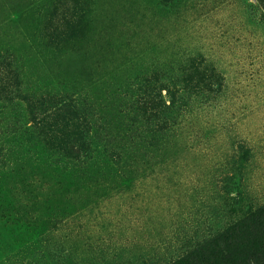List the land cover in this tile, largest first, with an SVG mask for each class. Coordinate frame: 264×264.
Wrapping results in <instances>:
<instances>
[{
  "label": "rangeland",
  "instance_id": "374dc122",
  "mask_svg": "<svg viewBox=\"0 0 264 264\" xmlns=\"http://www.w3.org/2000/svg\"><path fill=\"white\" fill-rule=\"evenodd\" d=\"M263 203L260 0H0V264H156Z\"/></svg>",
  "mask_w": 264,
  "mask_h": 264
},
{
  "label": "trees",
  "instance_id": "16d2710c",
  "mask_svg": "<svg viewBox=\"0 0 264 264\" xmlns=\"http://www.w3.org/2000/svg\"><path fill=\"white\" fill-rule=\"evenodd\" d=\"M264 9V0H260ZM166 120V119H165ZM60 136L66 152H76L84 138L79 124ZM156 264H264V203L241 218L199 239L176 258Z\"/></svg>",
  "mask_w": 264,
  "mask_h": 264
}]
</instances>
